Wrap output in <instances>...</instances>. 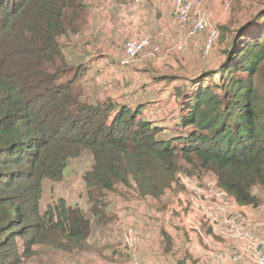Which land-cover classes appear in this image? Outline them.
Returning a JSON list of instances; mask_svg holds the SVG:
<instances>
[{"label":"trees","instance_id":"obj_1","mask_svg":"<svg viewBox=\"0 0 264 264\" xmlns=\"http://www.w3.org/2000/svg\"><path fill=\"white\" fill-rule=\"evenodd\" d=\"M261 18L264 12L236 30L216 69L198 75L191 88H176L184 133L162 139L160 127L140 118V105L87 101L83 67L67 61L59 42L86 27L84 0H0V264H20L34 245L87 250L92 221L105 223L106 193L116 185L133 182L140 197L158 199L178 172L198 181L211 173L238 206L258 208ZM84 152L91 156L82 177L89 213L62 199L42 213L43 181H60L69 160Z\"/></svg>","mask_w":264,"mask_h":264},{"label":"rangeland","instance_id":"obj_2","mask_svg":"<svg viewBox=\"0 0 264 264\" xmlns=\"http://www.w3.org/2000/svg\"><path fill=\"white\" fill-rule=\"evenodd\" d=\"M124 2L129 3L130 9L125 15L140 18L142 32L137 31L132 34L120 28L115 33V38L123 45L126 40L147 37L152 45L147 51L152 53L151 58L156 67H143L152 71L150 75L145 72L144 75L137 74L138 77L129 74L122 76L119 82L112 84L109 90L111 93H107L108 100L111 101L127 100L126 93L130 94V99L134 96H155L158 89L166 87L168 83L172 84L171 79L170 82L163 83L162 80L167 77L176 80L175 84L178 86L191 88L193 79L204 72L216 69L222 62L225 57L224 50L236 30L256 14L264 12V0H204L197 12L204 16L208 28L194 35L190 34L188 31L190 29L180 28L175 22L169 0H124ZM84 3L87 14L88 9L91 16L104 15L108 12L110 16H114L108 20L110 25L114 27L124 25L121 17H116L114 12L111 13L114 9V0H84ZM94 9L98 12H94ZM126 10L127 7L125 12ZM261 21L264 23V18H261ZM213 31L216 32L215 35ZM211 36L213 37L210 40ZM88 37L95 39L94 27ZM85 38L87 36L83 37ZM59 42L62 45L63 38H59ZM80 60L83 61L82 58ZM136 62L142 63L147 60ZM136 62L127 70L141 69L134 67ZM137 70L134 73H138ZM101 80L107 82L105 76ZM103 86L100 95L105 92L106 86ZM82 88L85 90L84 85ZM127 90L128 92H125ZM86 99L89 103H93L92 99ZM139 100L144 99H136ZM161 101L142 103L140 118L162 129L158 138L182 135L184 131L179 128L181 103H169V96ZM126 105L133 108L138 103ZM90 164L91 156L84 152L78 158L69 160L60 181H43L40 211L43 213L48 208H53L56 202L62 199L68 207H78L83 213H89L82 177L90 168ZM135 187L133 182L131 188L116 185L115 191L106 193L103 218L109 217L104 224H99L97 220L92 221L91 235L85 242L87 250L75 249L69 253L34 245L32 254L24 257L20 264H132L136 261L142 264H212L209 257L215 261L214 264H243L246 259L249 264H255L250 253L240 254L238 249L240 241L225 235L224 229L226 232L227 225L224 223L225 214L217 221L218 227L213 225L216 222L211 208L220 206L216 184H205L198 181L195 176L178 172L170 188L166 189L158 199L140 197ZM253 193L259 197L264 207L262 204L264 187L255 188ZM228 197V195L225 197L226 203ZM131 202L141 205V208L148 206L151 215L145 218L127 216L129 210L127 206ZM191 215L195 217L187 222V217ZM254 228L257 227L252 224V230ZM143 233L144 235L149 233L145 243L144 236L142 238L140 236ZM252 233L260 242L263 241L259 234ZM263 233L264 225L261 230L262 235ZM101 237L104 239L100 240ZM233 242L236 246L231 249L234 246ZM213 250L218 253L217 256L216 254L209 256L214 252ZM233 254L239 256L237 262L231 260Z\"/></svg>","mask_w":264,"mask_h":264},{"label":"crops","instance_id":"obj_3","mask_svg":"<svg viewBox=\"0 0 264 264\" xmlns=\"http://www.w3.org/2000/svg\"><path fill=\"white\" fill-rule=\"evenodd\" d=\"M114 1H115V3H113L114 9H112L111 13L114 12V15L116 17H121V22L124 25H120L119 27H114L110 25L108 22L110 17L113 15L110 16V14H108L107 12L104 15L91 16L89 15V9H88L86 27L77 34H70L71 36L67 35L66 37L63 38V42H62L63 52L67 61L70 64L80 65L84 68L85 71L84 77H86L84 80L82 79L83 80L82 85H84L85 87L84 94L85 97L88 98V100L92 99L93 100L92 102L96 101L102 103L106 99H109L107 93H111L109 90L113 86L112 84L115 82H119L122 76L129 74L133 77H138L137 74L144 75L145 72H147L150 75L152 71H150L149 69H143V67L146 66L156 67L153 60L151 61L148 60L147 62H142V63L136 62L135 63L136 65H134V67L141 69L138 70L133 69L132 71L130 69L127 70L129 67H121L119 65V59L122 56V50H121L122 44H120V42L118 43L117 39L115 38V33L118 32V29L120 28L130 31V33L132 34H134L137 31L142 32L141 30L142 22L140 21V18L138 19L134 15L133 16L125 15V13L130 12V9L128 7L129 3H125L124 0H114ZM124 5H126L127 7L126 12H125L126 7ZM94 12H98V10L94 9ZM141 16H143L144 18L146 17L145 15H141ZM93 27H94L95 39L88 37L90 36V33L93 31ZM84 36H87V38L83 39ZM80 58L83 59L82 62H80L81 61ZM136 70L138 71V73H134ZM103 76H105V80L107 82L101 80ZM162 81L164 83L166 82V79ZM175 83L176 80H172V84L168 83L166 84V87H161V89H158L157 94L155 96H146V97L134 96L132 99H130L131 98L130 94L128 95L126 93L125 96L127 100H123V101L113 100V101L118 105H124V104L126 105L127 103H138V105H142V103H158L164 97L166 98V96H169V103H178L177 101L178 99L176 98V93L174 90V88H176ZM103 85L106 86L105 92L102 93V95H100L101 88L104 87ZM168 86H173V88H167ZM176 86L179 87L180 85L179 86L176 85ZM125 92H128V90ZM155 97L158 99H154ZM138 98H142L144 100L136 101V99ZM199 181L211 185H214L216 183V179L214 175H212L211 173H208L204 177V179H201ZM262 204H264V202ZM228 205L230 208L229 214H234V216L239 217L240 219H249L248 221L250 223L256 225L257 228H254L252 232L259 234L260 238L263 239L262 242H264V233L263 235L261 234V230L264 225L263 205H260L258 208L255 209L251 207H240L235 203L232 197H228ZM127 208L129 209L126 213L127 216L145 218L151 215L148 206L145 207L142 206L141 208V205H136L134 202H131V204L128 205ZM211 211H212L211 213L215 216L214 222H216L213 223V225L214 227H217L218 225L217 221L219 220V218L224 216L222 212V208L221 206L219 207L216 206V208H211ZM194 217L195 215L188 216L187 222L192 220ZM140 236L141 238L144 236V243H145L146 238L149 236V233H146L145 235L143 233ZM103 239L104 237L100 238V240ZM233 244L234 246L231 249H233L236 246V243L233 242ZM238 249L240 254L242 255H246V253H249L243 241L239 242ZM213 251L214 252L210 253L209 256L211 254H216V256L218 255V253H216L215 250ZM209 259L212 264L215 263V261H213L210 257ZM243 264H249L247 259L243 262Z\"/></svg>","mask_w":264,"mask_h":264},{"label":"built area","instance_id":"obj_4","mask_svg":"<svg viewBox=\"0 0 264 264\" xmlns=\"http://www.w3.org/2000/svg\"><path fill=\"white\" fill-rule=\"evenodd\" d=\"M171 2L172 17L180 28L190 29V34H196L203 32L208 28L206 20L200 12H197L198 7L204 0H169ZM214 35L215 31L212 32ZM213 36L210 37V40ZM150 40L147 37H139L138 39L126 40L121 46L122 57L119 60L121 67H129L138 60H151L152 53L147 51L151 47ZM156 52V49H155ZM218 203L222 208L223 214L226 215L224 223L226 225L227 237L243 241L246 245V249L251 255V258L255 264H264V242L260 240L252 233V224L249 219H240L234 214H229V205L226 203V194L217 190ZM223 224V222H222ZM219 225V224H218ZM217 225V227H218ZM233 262L239 260L237 254L231 256ZM132 264H142L140 262H134Z\"/></svg>","mask_w":264,"mask_h":264}]
</instances>
